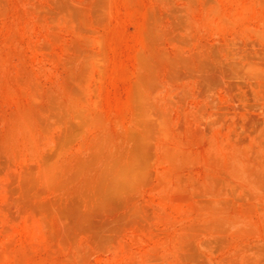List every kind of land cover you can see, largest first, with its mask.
Listing matches in <instances>:
<instances>
[{"label": "rangeland", "instance_id": "374dc122", "mask_svg": "<svg viewBox=\"0 0 264 264\" xmlns=\"http://www.w3.org/2000/svg\"><path fill=\"white\" fill-rule=\"evenodd\" d=\"M0 264H264V0H0Z\"/></svg>", "mask_w": 264, "mask_h": 264}]
</instances>
